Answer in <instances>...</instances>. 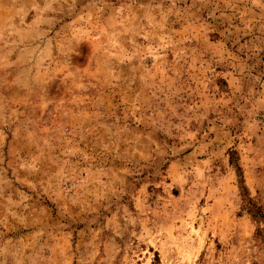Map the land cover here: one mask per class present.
<instances>
[{
    "label": "rangeland",
    "instance_id": "1",
    "mask_svg": "<svg viewBox=\"0 0 264 264\" xmlns=\"http://www.w3.org/2000/svg\"><path fill=\"white\" fill-rule=\"evenodd\" d=\"M0 264H264V0H0Z\"/></svg>",
    "mask_w": 264,
    "mask_h": 264
}]
</instances>
